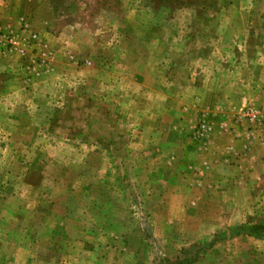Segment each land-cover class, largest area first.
I'll use <instances>...</instances> for the list:
<instances>
[{
  "label": "rangeland",
  "instance_id": "374dc122",
  "mask_svg": "<svg viewBox=\"0 0 264 264\" xmlns=\"http://www.w3.org/2000/svg\"><path fill=\"white\" fill-rule=\"evenodd\" d=\"M242 34L264 0H0V264H264Z\"/></svg>",
  "mask_w": 264,
  "mask_h": 264
},
{
  "label": "crops",
  "instance_id": "0c3cea01",
  "mask_svg": "<svg viewBox=\"0 0 264 264\" xmlns=\"http://www.w3.org/2000/svg\"><path fill=\"white\" fill-rule=\"evenodd\" d=\"M235 43L236 45L238 44V54L240 57L238 59L249 62L264 61V43H254L253 39L249 37L248 40L243 34L241 37H238V41H235ZM241 46H244V48H240ZM248 46H251L249 50H247Z\"/></svg>",
  "mask_w": 264,
  "mask_h": 264
},
{
  "label": "built area",
  "instance_id": "2783aa9c",
  "mask_svg": "<svg viewBox=\"0 0 264 264\" xmlns=\"http://www.w3.org/2000/svg\"><path fill=\"white\" fill-rule=\"evenodd\" d=\"M246 116H248L252 121H256L260 118L261 112L259 109L250 107L246 110Z\"/></svg>",
  "mask_w": 264,
  "mask_h": 264
}]
</instances>
